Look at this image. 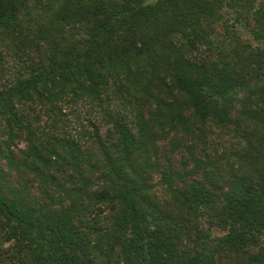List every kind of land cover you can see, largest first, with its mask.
<instances>
[{
    "label": "trees",
    "instance_id": "trees-1",
    "mask_svg": "<svg viewBox=\"0 0 264 264\" xmlns=\"http://www.w3.org/2000/svg\"><path fill=\"white\" fill-rule=\"evenodd\" d=\"M0 264H264V0H0Z\"/></svg>",
    "mask_w": 264,
    "mask_h": 264
},
{
    "label": "rangeland",
    "instance_id": "rangeland-1",
    "mask_svg": "<svg viewBox=\"0 0 264 264\" xmlns=\"http://www.w3.org/2000/svg\"><path fill=\"white\" fill-rule=\"evenodd\" d=\"M221 26V25H220ZM219 26V27H220ZM222 27V26H221ZM235 30V33H237V35H239V37L242 39V40H245L249 37V33L247 31V29L242 26V27H237L234 29Z\"/></svg>",
    "mask_w": 264,
    "mask_h": 264
}]
</instances>
